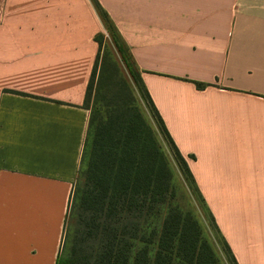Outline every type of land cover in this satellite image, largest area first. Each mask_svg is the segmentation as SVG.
<instances>
[{
    "label": "crops",
    "instance_id": "1",
    "mask_svg": "<svg viewBox=\"0 0 264 264\" xmlns=\"http://www.w3.org/2000/svg\"><path fill=\"white\" fill-rule=\"evenodd\" d=\"M97 1L238 264H264V0ZM102 33L94 0H0V264L58 262Z\"/></svg>",
    "mask_w": 264,
    "mask_h": 264
},
{
    "label": "trees",
    "instance_id": "2",
    "mask_svg": "<svg viewBox=\"0 0 264 264\" xmlns=\"http://www.w3.org/2000/svg\"><path fill=\"white\" fill-rule=\"evenodd\" d=\"M94 3L133 86L105 50L106 35L95 36L99 50L83 104L89 123L57 264H221L194 215L174 203L173 173L161 139L205 204L227 263L238 264L129 49L99 2ZM195 84L199 90L208 87ZM139 100L157 131L146 120Z\"/></svg>",
    "mask_w": 264,
    "mask_h": 264
},
{
    "label": "rangeland",
    "instance_id": "3",
    "mask_svg": "<svg viewBox=\"0 0 264 264\" xmlns=\"http://www.w3.org/2000/svg\"><path fill=\"white\" fill-rule=\"evenodd\" d=\"M106 42H105V50L108 51L111 55V57L117 62L118 66L121 69L123 77L127 79V81L130 83L131 86H133V82L128 74V72L125 69L124 64L120 60L119 55L117 54L116 49L114 48L110 38H108L107 29H106ZM139 105L141 107V110L146 118V120L149 122V124L157 131L156 124L154 120L151 117V114L149 110L146 108L145 104L139 100ZM161 143L163 146V149L166 153L169 166L173 173V186L176 194V198L174 200V203L178 205L181 209L190 211L196 220L199 222L203 236L205 239L211 244L213 250L215 251L218 259L220 260L221 264H228L225 254L223 252V247L221 244V240L219 236L217 235L215 229L213 228V225L211 221L209 220V215L206 209L205 204L201 201V199L197 196L195 192H193L188 184V182L185 180L184 176L179 170V167L171 153V150L168 148L167 144L161 139ZM71 228L72 224H68V228ZM72 229V228H71ZM68 251L65 249L63 251V256H66Z\"/></svg>",
    "mask_w": 264,
    "mask_h": 264
}]
</instances>
